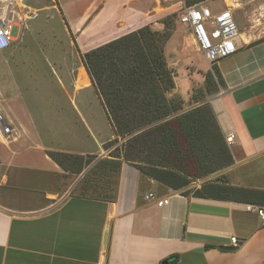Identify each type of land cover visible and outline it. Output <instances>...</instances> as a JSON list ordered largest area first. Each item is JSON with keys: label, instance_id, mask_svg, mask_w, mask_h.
<instances>
[{"label": "crops", "instance_id": "0c3cea01", "mask_svg": "<svg viewBox=\"0 0 264 264\" xmlns=\"http://www.w3.org/2000/svg\"><path fill=\"white\" fill-rule=\"evenodd\" d=\"M182 25L165 47L175 74L171 95L179 94L188 108L210 103L225 138L234 135L228 145L236 166L225 172L229 183L264 190L260 167L253 166L256 183L245 184L239 173L237 181L229 177L264 158V31L256 34L255 24H244L237 52L211 66ZM95 31L83 41L89 45L86 52L98 47L91 46L98 39ZM61 70L52 67L56 80L21 97L22 104L47 108L5 117L16 137L12 144L0 143V264H264V221L248 209L250 203L183 194L126 161L112 198L74 191L90 166L80 174L68 172L51 153L98 156L99 149L86 146L85 131L94 132L99 120L86 116L78 97L72 101L74 117L63 111L68 82ZM89 79L82 86L77 80L79 91L94 87ZM97 132L102 149V133ZM68 139L80 147H66ZM202 183L192 186L200 188ZM150 193L155 198L147 199ZM165 197L169 202L159 206L156 200ZM232 237L239 244L224 249L235 246Z\"/></svg>", "mask_w": 264, "mask_h": 264}, {"label": "trees", "instance_id": "16d2710c", "mask_svg": "<svg viewBox=\"0 0 264 264\" xmlns=\"http://www.w3.org/2000/svg\"><path fill=\"white\" fill-rule=\"evenodd\" d=\"M206 1L184 0L185 6ZM176 17L169 15L163 29L146 25L84 53V65L115 136L105 148L124 140L108 157L55 152L51 156L68 172L80 174L90 166L84 177L94 172L95 181L107 175L116 182L126 161L186 195L264 206V190L229 183L224 170L235 160L210 103L186 108L179 94L171 95L175 74L165 47L176 29ZM214 71L223 84L218 69ZM206 79L211 88V76ZM199 179L202 186H192ZM91 182L84 187H91Z\"/></svg>", "mask_w": 264, "mask_h": 264}, {"label": "rangeland", "instance_id": "374dc122", "mask_svg": "<svg viewBox=\"0 0 264 264\" xmlns=\"http://www.w3.org/2000/svg\"><path fill=\"white\" fill-rule=\"evenodd\" d=\"M25 3L36 8L38 16L23 27L21 38L14 41L9 48L0 50V111L4 119L16 115L17 111L25 113L39 107L47 108V105L34 107L22 104L21 97H28V90L35 86L44 87L48 82L56 80L57 75L52 72V67H62L63 72H60V75L68 82V100L62 105L63 111L70 118L74 117L77 111L72 101L78 97V103H82L86 116L99 120L98 126H94V132L86 128L85 144L90 148L99 149L98 156L108 157L110 151L124 139L105 148V145L111 144L110 141L115 138L109 124L107 108L95 87L79 91V72L81 69L87 72L83 52L86 53L89 49L87 42L86 46L83 41L88 40L92 29L96 30L98 35V39L91 43L92 47L146 25L163 29V21L171 14L177 15V29L181 26L179 16L185 6L184 0H25ZM203 3L214 13L223 11L227 4L233 5L236 8L234 17L240 32L244 29V24H255L253 31L256 34L264 31V0H208ZM19 33L20 28L15 27L13 34L18 36ZM175 42L176 39L173 43ZM87 74L93 85L91 75L89 72ZM93 122L96 123V120ZM97 129L102 133V149L96 143V137L99 136ZM14 133L13 130L7 141L4 143L0 140V143L12 144L16 137ZM66 147L79 148L80 145L76 147L71 139H68ZM253 166L264 170V158L238 168L237 171L231 172L229 177L232 181H237L236 173H239L245 184L256 183L252 177V171H255ZM94 179V172L89 173L76 185L74 191L104 199L112 198L116 187L114 177L104 175L96 181ZM90 180L93 181L90 183L92 186L86 189L84 186ZM199 181L202 180L193 183Z\"/></svg>", "mask_w": 264, "mask_h": 264}, {"label": "built area", "instance_id": "2783aa9c", "mask_svg": "<svg viewBox=\"0 0 264 264\" xmlns=\"http://www.w3.org/2000/svg\"><path fill=\"white\" fill-rule=\"evenodd\" d=\"M235 7L227 4L223 11L214 13L204 3L184 6L179 21L192 32L199 50L205 55L211 66L218 61L232 56L238 50L236 39L240 36L239 26L234 17ZM36 8L28 6L25 0H0V50L9 48L14 41L21 38L23 27L27 22L36 19ZM210 25V28L208 26ZM15 27L20 28L18 36L13 34ZM13 127L6 124L0 113V140L6 142L13 133ZM228 144L234 142V135L227 136ZM147 199L155 198L153 193ZM157 204L162 206L169 202V198L157 199ZM249 210L256 211L264 221V206L248 204ZM235 246L239 244L236 237H232Z\"/></svg>", "mask_w": 264, "mask_h": 264}, {"label": "bare ground", "instance_id": "6f19581e", "mask_svg": "<svg viewBox=\"0 0 264 264\" xmlns=\"http://www.w3.org/2000/svg\"><path fill=\"white\" fill-rule=\"evenodd\" d=\"M84 82H88V77L85 69H81L78 77V85L82 86Z\"/></svg>", "mask_w": 264, "mask_h": 264}, {"label": "water", "instance_id": "95a60500", "mask_svg": "<svg viewBox=\"0 0 264 264\" xmlns=\"http://www.w3.org/2000/svg\"><path fill=\"white\" fill-rule=\"evenodd\" d=\"M234 166H236V165H233V166L227 168L226 170H228V169H230V168H232ZM226 170H224V171H226ZM108 239H109V229L107 228V230L105 232V235H104V247H107V245H108ZM235 247L236 246H234V247H227L226 246V247H224V249L230 250V249H234ZM166 263H168V261L164 262V264H166Z\"/></svg>", "mask_w": 264, "mask_h": 264}]
</instances>
